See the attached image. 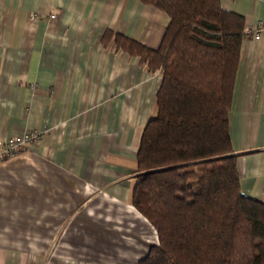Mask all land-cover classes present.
Wrapping results in <instances>:
<instances>
[{"label": "crops", "instance_id": "obj_1", "mask_svg": "<svg viewBox=\"0 0 264 264\" xmlns=\"http://www.w3.org/2000/svg\"><path fill=\"white\" fill-rule=\"evenodd\" d=\"M221 3L264 24V0ZM169 22L139 0H0V137L44 131L0 160V264H142L158 243L133 190L163 76L104 37L158 49ZM229 116L243 192L263 199L264 39L243 42Z\"/></svg>", "mask_w": 264, "mask_h": 264}, {"label": "trees", "instance_id": "obj_2", "mask_svg": "<svg viewBox=\"0 0 264 264\" xmlns=\"http://www.w3.org/2000/svg\"><path fill=\"white\" fill-rule=\"evenodd\" d=\"M139 1L170 19L160 47L104 41L163 76L133 190L159 238L142 264H264V198L243 192L230 130L245 19L221 0Z\"/></svg>", "mask_w": 264, "mask_h": 264}, {"label": "built area", "instance_id": "obj_3", "mask_svg": "<svg viewBox=\"0 0 264 264\" xmlns=\"http://www.w3.org/2000/svg\"><path fill=\"white\" fill-rule=\"evenodd\" d=\"M37 19L38 15H34ZM253 38L254 40L264 39V24L257 23L251 30L245 33V39ZM44 131L30 130L16 137H0V160L11 159L20 153L36 147L40 142Z\"/></svg>", "mask_w": 264, "mask_h": 264}, {"label": "rangeland", "instance_id": "obj_4", "mask_svg": "<svg viewBox=\"0 0 264 264\" xmlns=\"http://www.w3.org/2000/svg\"><path fill=\"white\" fill-rule=\"evenodd\" d=\"M87 231H88L89 233H85L86 231L84 232V234H86V236H88V235H92V234H90L91 231H92V228H91V227H89V228L87 229ZM157 234H158V233H157ZM158 243H159V238H158ZM158 243H156V244L152 243L151 245L154 246V245H157ZM150 250H151V248H150ZM149 252H150V251H149ZM148 255H149V253H148ZM148 255H147V256H148ZM147 256H146V257H147Z\"/></svg>", "mask_w": 264, "mask_h": 264}]
</instances>
